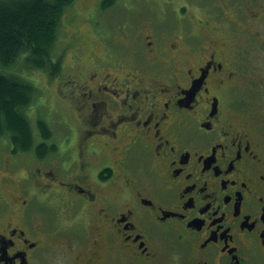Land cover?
Instances as JSON below:
<instances>
[{"label":"flooded vegetation","instance_id":"flooded-vegetation-1","mask_svg":"<svg viewBox=\"0 0 264 264\" xmlns=\"http://www.w3.org/2000/svg\"><path fill=\"white\" fill-rule=\"evenodd\" d=\"M157 10L131 47L55 53L59 126L9 152L31 160L3 178L0 264H264V0Z\"/></svg>","mask_w":264,"mask_h":264},{"label":"trees","instance_id":"trees-1","mask_svg":"<svg viewBox=\"0 0 264 264\" xmlns=\"http://www.w3.org/2000/svg\"><path fill=\"white\" fill-rule=\"evenodd\" d=\"M114 1L108 0L104 7H111ZM75 2L0 0V138L9 140L14 153L34 151L39 155L46 148L36 145L27 115L34 107L37 87L30 79L12 72L13 68H18L24 57L27 70L45 72L51 78L60 72L61 62H54L55 47L65 12ZM78 33L81 32L78 30ZM40 119L41 116L38 129L43 138L49 139L51 133Z\"/></svg>","mask_w":264,"mask_h":264},{"label":"rangeland","instance_id":"rangeland-1","mask_svg":"<svg viewBox=\"0 0 264 264\" xmlns=\"http://www.w3.org/2000/svg\"><path fill=\"white\" fill-rule=\"evenodd\" d=\"M5 1V0H4ZM8 1V0H7ZM117 1V0H115ZM164 0H124L118 1L110 13H105L104 8L99 6L96 0H77L74 5L69 7L65 12L64 21L61 24L59 39L55 47L56 53H66L65 64L68 63L71 57L70 47L76 43L77 31L79 30L84 36L87 43L92 42L95 47H105V43H109L110 39L115 37V34L123 35L127 42L124 47H131V38L138 35L142 28L151 20L155 19L154 22H158L163 19V13L161 10H157L158 5ZM168 1V0H165ZM97 3V4H96ZM165 10V9H164ZM169 8L166 9L167 13ZM96 13L97 18L94 19V23L89 22V14ZM104 24L105 29L102 31L103 36L106 38L103 42L104 37H99L95 31L98 30V23ZM99 31V30H98ZM111 34V35H110ZM110 38V39H109ZM72 44V45H71ZM24 57L19 62L18 68H13L16 75L26 80L30 79L33 84L37 87V95L35 98L34 107L28 110L27 115L30 118L33 134L35 137L36 145L39 142L41 132L38 129V119L41 116L45 119L49 128L52 130L54 127L57 128L59 123L54 120L55 113V97H54V80L49 79L43 72H36L35 70H27L24 64ZM57 101V99H56ZM12 150L9 140L4 137L0 138V192L1 194H8L9 188L7 189L3 185V178L6 174L19 175L22 165L31 158H27L26 155H19L16 157H9V152ZM33 154V152H32ZM30 155V154H29ZM14 163L16 171L9 172L5 168L4 162L8 159ZM17 163V164H16Z\"/></svg>","mask_w":264,"mask_h":264}]
</instances>
